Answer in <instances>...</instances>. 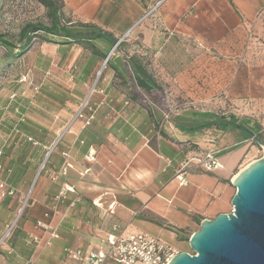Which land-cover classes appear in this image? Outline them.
I'll return each mask as SVG.
<instances>
[{
  "label": "crops",
  "instance_id": "crops-1",
  "mask_svg": "<svg viewBox=\"0 0 264 264\" xmlns=\"http://www.w3.org/2000/svg\"><path fill=\"white\" fill-rule=\"evenodd\" d=\"M64 1L77 24L114 37L130 30L125 51L144 64L158 88L149 93L135 84L121 50L108 56L98 74L104 40L49 46L50 76L41 83L47 86L27 99L16 93L11 99V93L0 106L1 178L15 190L0 195V235L14 221L24 194L32 192L0 244V264H64V247L98 249L113 225L122 235L143 231L187 251L184 243L202 219L232 209V179L258 144L243 130L214 127L162 135L154 129L153 109L160 110L156 100L171 107L189 98L210 112L248 119L264 139V0H161L151 12L158 0ZM91 87L95 110L85 125L74 114ZM16 104L24 122H17ZM209 149L218 150L220 166L191 165L187 183L180 185L176 166ZM89 150L93 160L86 158ZM65 162L70 166L62 174ZM63 182L74 192L44 216ZM38 219L56 228L58 237L50 244L44 243L49 232L36 226Z\"/></svg>",
  "mask_w": 264,
  "mask_h": 264
},
{
  "label": "rangeland",
  "instance_id": "rangeland-1",
  "mask_svg": "<svg viewBox=\"0 0 264 264\" xmlns=\"http://www.w3.org/2000/svg\"><path fill=\"white\" fill-rule=\"evenodd\" d=\"M62 2L63 6L59 11L52 13L48 7L38 0H0V33L5 34V39L17 46L20 43L17 40L19 32L27 23L46 26L50 32L57 31L59 26L62 25L77 26V20L71 17L72 13L67 9L65 1L62 0ZM50 32L39 31L28 49L18 55H15L16 47L11 52V50L0 45V106H5L8 103V95L11 93H16L27 99L36 88L47 86L48 81L42 85L41 83L45 75L50 76L46 71H48V66L54 56V49L49 48L52 43L46 39H60V37L52 35ZM129 40L128 34L124 38L125 42L121 45L124 50L128 47ZM22 97H19L18 101ZM154 100L156 99L154 98ZM156 101L160 110L153 109L152 121L155 130L159 134L167 136H176L181 131L177 128L176 123L184 122L188 118L184 113L208 111L204 106L189 98H182L178 102L175 100L171 107H166V103L162 104L160 100ZM20 102L24 104L22 101ZM255 149L256 146H253L247 152L238 168H243L244 165L262 156V148L258 145L257 151ZM31 194V189L24 194L23 198L28 196V200L19 217L24 213ZM184 244L185 249L192 252L188 244V238Z\"/></svg>",
  "mask_w": 264,
  "mask_h": 264
},
{
  "label": "built area",
  "instance_id": "built-area-1",
  "mask_svg": "<svg viewBox=\"0 0 264 264\" xmlns=\"http://www.w3.org/2000/svg\"><path fill=\"white\" fill-rule=\"evenodd\" d=\"M160 2L161 0H158L154 4V6L149 10V12L156 8V6ZM146 15L147 13L144 14L143 17H145ZM129 31L130 30L126 31L117 39V43L113 46V48L122 39L128 36ZM108 56L109 55H107L102 61V66L97 72L98 74H100L101 69L105 67ZM93 90V87L89 89L87 96L78 104L76 112L74 114V117L82 119L85 125L89 124L94 116L95 107L89 102V96ZM15 96L16 94L12 93L10 95V98L13 99ZM13 110L18 115L17 122L25 120V114L21 110L20 106H14ZM13 130L14 132L19 131L18 128H14ZM26 139L34 144L38 143L31 136H26ZM53 146L54 144L46 148L45 158L40 164V169L44 167L45 160ZM64 155L67 156L66 154ZM94 157V151L89 150L88 154L86 155L87 160H93ZM191 165H199L206 170H212L220 166V162L218 159V150H200L197 151L195 154L191 155L190 157L186 158L185 160L181 161L176 166L174 174V177L178 180V183L180 185L187 183V168ZM69 166L70 164L68 162H65V165L62 168V174H66L67 168ZM2 170L3 167L0 164V172ZM74 190L75 189L72 184L63 182L58 192L53 197V202L51 204L50 210L46 211L44 213V216L48 217L50 213L53 214L54 212H56L58 205L64 201L67 193L74 192ZM14 191V188L8 185L6 181L3 180L0 176V195L12 196L14 194ZM27 200L28 196L21 199L20 204L17 208V214L14 221L9 223L6 226L5 232L0 235V244H2L6 240V238L9 237L12 228L15 224V221L21 214L24 206L26 205ZM72 204L73 202H71V205ZM35 224L37 227H40L44 231L49 232V236L44 242L45 244H50L53 238L58 237L56 228L51 226L48 221L38 219L36 220ZM115 230L116 225H113L112 231L106 233L101 238V245L98 249L83 250L79 247H64L63 251L66 259L64 264H167V262L172 258V256L178 252V250H176L170 244L162 241L160 238L151 235L147 232L140 231L134 234L122 235L121 233H118ZM29 263L30 261L27 260L24 264Z\"/></svg>",
  "mask_w": 264,
  "mask_h": 264
},
{
  "label": "water",
  "instance_id": "water-1",
  "mask_svg": "<svg viewBox=\"0 0 264 264\" xmlns=\"http://www.w3.org/2000/svg\"><path fill=\"white\" fill-rule=\"evenodd\" d=\"M251 137L262 156L233 177L232 209L202 219L188 238L192 253L178 251L167 264H264V144Z\"/></svg>",
  "mask_w": 264,
  "mask_h": 264
},
{
  "label": "trees",
  "instance_id": "trees-1",
  "mask_svg": "<svg viewBox=\"0 0 264 264\" xmlns=\"http://www.w3.org/2000/svg\"><path fill=\"white\" fill-rule=\"evenodd\" d=\"M40 3L45 5L50 9L52 13L58 12L59 9L63 6L62 0H38ZM71 23V22H70ZM50 32L46 26L40 24L27 23L19 32L18 41L20 43L15 46L12 42H9L5 39V34L0 33V45L6 47L7 49L13 51L12 49L16 47L15 55L26 51L28 47L31 45L32 41L36 38L39 31ZM52 35H56L60 37L58 40H52L47 38L46 40L50 43H69V42H88L91 40H104L107 42V50L102 52L104 58L109 55L115 56L116 52L125 53L126 61L130 63L132 67L133 77L135 84L141 89L152 93L153 90L158 88L156 82L152 80L150 74L147 72L144 64L140 62L135 55H128V53L121 47L124 39H122L114 48L113 45L117 41L118 37H114L110 34L102 33L98 30V28L94 26H85L77 24V26H69V24L59 26L57 31L50 32ZM109 50V51H108ZM108 51V53H107ZM124 54V55H125ZM118 56L120 54H117ZM123 55V54H122ZM108 62V60H107ZM17 105V104H16ZM186 120L184 122H177L176 126L179 130L183 132H192V131H200L202 129H206L209 127H214L220 131H234V130H243L245 135H251V133L255 134L262 143H264V139L262 135L258 132V125L252 124L249 125V120L243 117L236 116L233 113H220V112H210V111H191L188 113H184ZM24 122V121H21ZM155 129V125H154ZM19 130V129H18ZM253 140V138H252ZM254 141V140H253ZM255 142V141H254ZM3 155V150L0 148V164L3 167V170L0 172V176L3 173L4 163L1 161V157ZM11 234V233H10ZM10 236V235H9ZM8 239V238H6Z\"/></svg>",
  "mask_w": 264,
  "mask_h": 264
},
{
  "label": "bare ground",
  "instance_id": "bare-ground-1",
  "mask_svg": "<svg viewBox=\"0 0 264 264\" xmlns=\"http://www.w3.org/2000/svg\"><path fill=\"white\" fill-rule=\"evenodd\" d=\"M251 162H252V161H251ZM251 162H250V163H251ZM250 163H248V164H250ZM248 164H247V165H248ZM247 165H245V166H247ZM245 166H244V167H245ZM244 167H243V168H244ZM240 170H242V168H241ZM240 170H239V171H240ZM239 171H238V172H239ZM238 172H237V173H238ZM237 173H236V174H237ZM236 174H235V175H236Z\"/></svg>",
  "mask_w": 264,
  "mask_h": 264
}]
</instances>
